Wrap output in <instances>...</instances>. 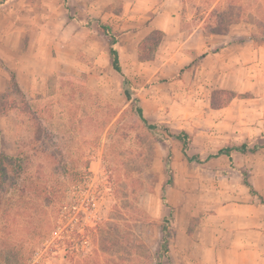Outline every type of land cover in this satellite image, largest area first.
<instances>
[{
	"label": "rangeland",
	"instance_id": "obj_1",
	"mask_svg": "<svg viewBox=\"0 0 264 264\" xmlns=\"http://www.w3.org/2000/svg\"><path fill=\"white\" fill-rule=\"evenodd\" d=\"M107 2L0 5V153L27 162L0 202V264H216L214 223L242 201L241 172L264 191V57L248 54L264 41V0H175L149 60L139 43L151 31H116L105 13L122 2ZM98 22L119 35L137 102ZM220 91L237 96L215 109ZM243 144L256 150L215 157Z\"/></svg>",
	"mask_w": 264,
	"mask_h": 264
},
{
	"label": "crops",
	"instance_id": "obj_2",
	"mask_svg": "<svg viewBox=\"0 0 264 264\" xmlns=\"http://www.w3.org/2000/svg\"><path fill=\"white\" fill-rule=\"evenodd\" d=\"M108 1L107 6L113 0ZM120 1L122 2L120 12L105 13L110 19L109 24L119 32H127L132 29L142 32L143 36L156 29L167 32L169 21L173 22L176 19L175 11L168 9L175 0ZM112 20L117 21L115 26L111 23ZM245 45L241 46V51L246 56ZM248 54L256 62L263 59L264 41L248 51ZM5 88L6 83H3V86H0V92ZM235 90L241 92L239 89ZM227 109L220 110L221 118ZM239 112L241 113V110ZM243 130L246 131V128L244 127ZM244 136L247 137L246 133ZM239 190L242 201L225 206L227 207L225 211L228 210V213L224 214L222 221L215 220L213 231L218 233V237L223 241V247L221 251L216 252V261L214 260V262L216 264H264V206L250 196L246 187L242 186ZM217 227H220L219 232Z\"/></svg>",
	"mask_w": 264,
	"mask_h": 264
},
{
	"label": "trees",
	"instance_id": "obj_3",
	"mask_svg": "<svg viewBox=\"0 0 264 264\" xmlns=\"http://www.w3.org/2000/svg\"><path fill=\"white\" fill-rule=\"evenodd\" d=\"M6 0H0V5L3 4ZM217 13V12H216ZM219 15V13H217ZM225 17H233V12H227L222 13L218 16V20H221V18ZM97 30L101 32L106 38H107V47H108V56L110 59V65L111 68L114 70L115 73H117L122 78V84H123V93L128 101L137 102V99H134L132 97L131 91L128 87L129 80L128 78L123 74L119 54L116 48V45L118 44V38L119 35L114 33L110 26L103 24L102 22L97 23ZM163 33L159 30H152L140 43H139V59L141 60H149L153 57L155 54L158 46L160 45L162 41ZM264 39V33L262 34V38ZM260 42H263L261 40ZM9 86L16 87V79L15 75L12 72H9ZM221 95L225 97V102L221 105L216 104L214 107L215 109H220L221 107L225 106L229 100L233 99L237 95L230 91H220ZM6 110L3 109V112ZM136 112L138 116L144 121L142 110L140 107L136 108ZM145 122V121H144ZM149 128H153L152 126L148 125ZM174 138L180 140L183 144V153L186 156V149L188 147V141L189 136L185 132H181L177 135H172ZM256 150V147L251 148L248 150L247 146L245 144L235 147H228L223 148L218 151L215 157L219 155H226L229 159L230 154L232 151L245 153L247 151L254 152ZM187 157V160L189 162H192L195 158L194 157ZM25 156H22L21 154H17L16 156H8L5 154L0 153V202L4 198L3 195L7 193V191L10 189L16 190L17 180L21 177V175L25 171V162L24 161ZM242 175V185L246 187L248 190V193L253 198H256L258 202L264 206V197L259 194L256 189L253 187L251 181L249 180L248 173L246 171L241 172ZM8 185V188H6ZM46 197V196H45ZM167 244H168V236H167V227H164L162 229V241L160 244L161 250L164 252V254L167 253Z\"/></svg>",
	"mask_w": 264,
	"mask_h": 264
}]
</instances>
